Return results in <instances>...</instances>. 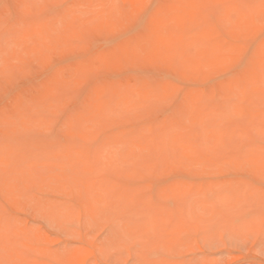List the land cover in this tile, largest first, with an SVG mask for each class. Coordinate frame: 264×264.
<instances>
[{
    "label": "rangeland",
    "instance_id": "1",
    "mask_svg": "<svg viewBox=\"0 0 264 264\" xmlns=\"http://www.w3.org/2000/svg\"><path fill=\"white\" fill-rule=\"evenodd\" d=\"M126 1L0 0V264H264V0Z\"/></svg>",
    "mask_w": 264,
    "mask_h": 264
},
{
    "label": "bare ground",
    "instance_id": "2",
    "mask_svg": "<svg viewBox=\"0 0 264 264\" xmlns=\"http://www.w3.org/2000/svg\"><path fill=\"white\" fill-rule=\"evenodd\" d=\"M117 1H118V0H117ZM122 2H123V0H122ZM183 2H184V0H183ZM115 3L117 4L118 2H115ZM198 3H200V2H197V4H198ZM132 4H133V0H130V1L128 0V1H126V6H125V8L131 10ZM174 4H176V3H174ZM178 4H179V3H178ZM262 4H264V1H263ZM118 5H119V4H118ZM118 5H116V8H117ZM176 5H177V4H176ZM180 5H181V4H179L178 7H179ZM201 5H202V4L200 3L199 6L201 7ZM120 6H121V4H120ZM182 6H183V5H182ZM197 6H198V5H197ZM199 6H198V9L200 8ZM178 7H177V8H178ZM122 8H123V7H121V10L123 11ZM112 9H113V7H111V10H112ZM186 9H187V8H186ZM111 10H110V11H111ZM113 10H114V9H113ZM122 11H121V12H122ZM126 11H127V13H126ZM126 11H125V13H126V14H129V17L131 18L132 16L130 15V13H128L129 10H126ZM181 11H182V10H181ZM114 12H115V11H114ZM116 12H117V11H116ZM123 12H124V11H123ZM164 12H165V11H163V13H164ZM110 13H111V12H110ZM125 13H123V15H124ZM180 13H181V12H180ZM116 14H119V12H117ZM161 14H162V12H161ZM113 15H114V14H113ZM114 16H115V15H114ZM116 16H118V15H116ZM124 16H125V15H124ZM165 16H166V15H165ZM166 17H167V16H166ZM189 17H190V16H189ZM203 17H204V16H203ZM203 17H202V18H203ZM115 18H116V17H115ZM118 18H119V16H118ZM124 18H125V17H124ZM204 18H205V17H204ZM166 19H167V18H166ZM118 20H119V19H118ZM121 20H122V19H121ZM125 20H126V18H125ZM173 20H175V19H173ZM181 23H182V22H181ZM184 29H185V28H184ZM192 29H193V28H192ZM194 30H195V29H194ZM194 30H193V31H194ZM164 31H165V29H164ZM185 31H186V30H185ZM185 31H184V32H185ZM190 31H191V30H190ZM190 31H189V32H190ZM261 31L263 32L264 30H261ZM178 32H179V31H178ZM191 32H192V31H191ZM262 32H260V34H261ZM183 34H185V33H183ZM190 34H191V33H190ZM262 34L264 35V32H263ZM263 35L260 36V37H263ZM151 36H152V34H151ZM183 36H184V35H183ZM187 36H188V34H187ZM191 36H192V35H191ZM184 37H185V36H184ZM141 38H143V37H141ZM207 38H208V37H207ZM207 38H206L205 40L208 41ZM133 39H134V38H133ZM151 39H152V37H151ZM258 39L260 40V38H258ZM134 40H135V39H134ZM141 40L143 41L144 39H141ZM205 40H204V41H205ZM210 40H211V39H210ZM146 42H147V41H146ZM210 42H211V41H210ZM210 42L208 41V43H210ZM142 43H144V42H141L140 44H142ZM148 43H149V42H147V45H149ZM205 43H207V42H205ZM205 43H204V44H205ZM191 44H194V43H191ZM144 45H145V43H144ZM175 45H176V43H175ZM187 45H188V42H187ZM189 45H190V44H189ZM204 46H206V45H204ZM180 47H181V46H180ZM180 47H179V48H178V47H177V48L175 47V50L177 49L176 51H179L178 49H180ZM181 49H182V48H181ZM170 52L172 53V58H174V57L176 56V55H175V56L173 57V55H174L173 52H174V51H170ZM143 53H144V52H143ZM178 53H179V52H178ZM213 53H214V52H213ZM213 55H214V54H213ZM256 56H257V55H256ZM193 57H194V56H193ZM195 57H197V56H195ZM258 57H259V56H258ZM184 59H186V58H184ZM217 59H218V58H217ZM185 61H186V60H185ZM259 71H260V70H259ZM73 76H74V75H73ZM259 77H260V76H259ZM259 82H260V81H258L257 83H259ZM262 83H263V82H262ZM250 85H251V84H250ZM118 87H119V86H118ZM248 87H249V86H248ZM122 88H123V87H120L119 90H122ZM124 88H125V87H124ZM234 88H235V86H234ZM127 90H130V88L127 89ZM112 91H113V90H112ZM112 91H111V92H112ZM123 91H125V89H123ZM104 93H105V92H104ZM118 93H119V92H118ZM120 93H121V91H120ZM130 93H131V92H130ZM130 93H129V94H130ZM135 93H137V92H135ZM135 93H134V94H135ZM116 94H117V93H116ZM134 94H133V95H134ZM259 94H260V93H259ZM121 95H122V94H121ZM133 95H132V96H133ZM102 96H103V95H101V97H102ZM116 96H117V98H118V94L115 95L114 97H116ZM119 96H120V95H119ZM205 96H206V95H205ZM257 96H258V95H256V100H257V98H258ZM101 97H100V98H101ZM103 97L105 98L106 95L103 96ZM103 97H102V98H103ZM224 97H225V95H224ZM235 97H236V96H235ZM252 97H253V96H252ZM259 97H260V96H259ZM102 98H101V100H102ZM203 98H204V97H203ZM215 98H216V97H215ZM261 98H262V97H260V99H261ZM105 99H106V98H105ZM105 99H104V100H105ZM228 99H229V98H228ZM253 99H255V98H253ZM260 99H259V100H260ZM263 99H264V98H263ZM104 100H102V101H104ZM113 100H114V99H113ZM219 100H220V99H219ZM219 100H217V101L219 102ZM232 100H233V98H232ZM109 101H110V100H109ZM201 101H202V100H201ZM261 101H262V100H261ZM263 101H264V100H263ZM99 102H100V101H99ZM111 102H112V101H111ZM111 102H109V103H111ZM120 102H122V101H120ZM206 102H207V101H206ZM104 103H105V101H104ZM107 103H108V102H107ZM219 103H220V102H219ZM101 104H102V103H101ZM199 104H200V101H199ZM201 104H202V103H201ZM204 104H205V103H204ZM206 104H207V103H206ZM208 104H209V103H208ZM220 104H221V103H220ZM107 105H109V104H107ZM246 105H247V104H246ZM104 106H105V104H104ZM210 106H211V105H210ZM211 107H212V106H211ZM211 107H210V108H211ZM226 107H227V106H226ZM226 107H225L224 105H222V106L220 107V109H221V108H224V110H225ZM101 108H103V105H102ZM188 108H189V107H188ZM218 108H219V107H218ZM96 109H97V108H96ZM106 109H107V106H106V108H105V111H107ZM102 110H103V112H105L104 109H102ZM102 110H100V113H101ZM190 111H191V110H190ZM205 111H207V110H205ZM215 111H216V110H215ZM225 111H228V108H226ZM225 111H224V112H225ZM211 112H212V111H211ZM224 112H223V113H224ZM100 113H99V114H100ZM212 113H213V112H212ZM216 113H217V112H216ZM216 113H213V114H216ZM230 113H232V112H230ZM230 113H229V114H230ZM102 114H103V113H102ZM183 114H184V113H183ZM185 114H186V113H185ZM185 114H184V115H185ZM188 114H189V113H187V115H188ZM202 114H203V113H202ZM225 114H227V113H225ZM97 115H98V114H97ZM100 115H101V114H100ZM184 115H183V116H184ZM184 117H185V116H184ZM184 117H183L182 119H185V118H187L188 116L185 117V118H184ZM205 117H206V116H205ZM203 119H204V117H203ZM206 120H207V119H206ZM178 121H179V120H178ZM186 121H188V119H186ZM179 122H180V124L182 123V122H181V119H180ZM204 124H205V123H204ZM207 124H210V127L212 126V125H211L212 123H209L208 121H207ZM176 125H177V126L179 125L178 122H177ZM208 126H209V125H208ZM179 134H180V135L182 134V135L186 136L185 133H184V134H183V133H179ZM179 134H177V135H179ZM186 134H187V133H186ZM188 134H189V132H188ZM192 134H193L194 138L191 136ZM166 135H167V134H166ZM169 135H170V134H169ZM169 135H168V136H169ZM184 136H182V137H183L184 139L187 138V140H188L189 138L192 137V138H191L192 141L195 140V138H196L195 135H194V133H192V132H190V136H186V137H184ZM182 137H179V138H181L182 142H181V140H179V138H177V141L179 140V141H178L179 144H180V143H184V141H186V140L182 139ZM188 137H189V138H188ZM171 138H172V137H171ZM173 138H174V137H173ZM177 141H175L174 144H178ZM186 142H187V141H186ZM186 142H185V143H186ZM173 146H174V145H173ZM175 148H176V150L178 149L176 146H175ZM175 148H174V150H175ZM182 148H183V147H180V149H181L180 151H182ZM0 157H1V155H0ZM2 162H3V161H1V163H2ZM3 163H4V162H3ZM10 167H11V166H10ZM8 168H9V167H8ZM6 171H7V170H6ZM10 172H11V169H10ZM11 173H13V172H11ZM4 174H5V173H4ZM7 174H8V173H7ZM14 179H15V178H14Z\"/></svg>",
    "mask_w": 264,
    "mask_h": 264
}]
</instances>
